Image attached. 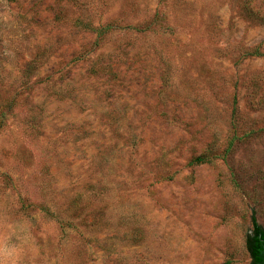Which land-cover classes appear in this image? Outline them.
<instances>
[{
  "label": "rangeland",
  "instance_id": "rangeland-1",
  "mask_svg": "<svg viewBox=\"0 0 264 264\" xmlns=\"http://www.w3.org/2000/svg\"><path fill=\"white\" fill-rule=\"evenodd\" d=\"M255 50L264 0H0V264H250Z\"/></svg>",
  "mask_w": 264,
  "mask_h": 264
},
{
  "label": "trees",
  "instance_id": "trees-1",
  "mask_svg": "<svg viewBox=\"0 0 264 264\" xmlns=\"http://www.w3.org/2000/svg\"><path fill=\"white\" fill-rule=\"evenodd\" d=\"M255 55L264 56V52L255 50ZM236 136L231 138L228 151L234 146ZM212 161V156L207 153L198 155L194 159L195 164H203ZM252 226L246 235L245 247L251 259L250 264H264V224L258 219V208H253L251 215Z\"/></svg>",
  "mask_w": 264,
  "mask_h": 264
}]
</instances>
